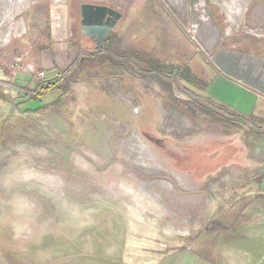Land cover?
I'll use <instances>...</instances> for the list:
<instances>
[{"label":"rangeland","instance_id":"rangeland-1","mask_svg":"<svg viewBox=\"0 0 264 264\" xmlns=\"http://www.w3.org/2000/svg\"><path fill=\"white\" fill-rule=\"evenodd\" d=\"M111 1L0 0V264H264V112L169 85L189 80L174 68L214 61L206 28L263 48L264 0L149 1L180 17L191 49L152 53L177 64L157 78L150 54L123 60L83 35L81 5ZM138 2L115 9L138 15ZM47 49L50 68L34 57Z\"/></svg>","mask_w":264,"mask_h":264},{"label":"crops","instance_id":"crops-1","mask_svg":"<svg viewBox=\"0 0 264 264\" xmlns=\"http://www.w3.org/2000/svg\"><path fill=\"white\" fill-rule=\"evenodd\" d=\"M135 1L137 0H112L110 3H108V5L116 8V4H122V6L126 8H131V4H133ZM149 1L153 0H139L138 4L136 5L138 6L137 10L139 11V14L136 15L135 12H131V14L126 13L121 22L117 25L115 31L117 32L118 29H120V32H124L121 33V35L119 34V36L117 34L118 32L116 34L113 33L110 35V39H106V42L110 44L111 41H113V43L119 44V52L117 54L121 55V57L124 56L123 60H126V50H131V52L136 54H150L149 57L142 58L143 60H140V62L146 63L145 65L148 68V70H145V76L148 77L152 75V77L157 78V76L166 75L160 71V69L165 67L163 63H171L175 66L177 64L173 63L171 59L169 61H163L161 60L160 56H153L152 53L162 54L164 52H179L181 54L182 52H188L189 50L191 51V49L187 43V40L184 38L185 36L183 29L180 21L178 20L180 17H177V15L172 11L167 10L166 13H162L157 10L160 8L156 7L154 9L153 7L149 6ZM151 4H153V2ZM135 23L137 25H135L137 27L135 31L138 30L137 32L141 37L137 38L138 40L132 46L130 45V41L127 42V36H124V33L125 30L126 32L130 30L132 31ZM58 26L62 27V23L58 22ZM61 31L62 39L59 41L66 42L65 38H67L69 32L67 30L65 31V29ZM203 34L205 35V41L207 42L208 47L214 51V61L212 63L202 61L204 64H200L196 61L192 64H189V66L185 65L183 67H177V69L174 68L171 70L174 73H177L179 70L178 74L180 75V72H182L181 70L183 69L185 71L184 68L187 66L186 70L189 73V80L173 78L172 81V79H168L172 81V83L169 82V85L173 87V91L178 80V87L183 86L187 88L184 82L189 83V85L192 83L197 88L198 84H201L204 87L203 91L201 92L203 93L204 97V99H202L205 102L207 99H210L214 103H211L213 104L212 106L215 108H218V105L220 104H225L234 112L237 110L240 111L241 108H244L243 111H246L247 109V111L249 110L252 112V115L263 113L264 47H260L259 42L252 37L235 38L233 40L231 38L228 40L227 37L229 36L227 34L221 31L219 33L214 29L210 30V28H206L205 31H203ZM70 35H72V32ZM83 35L85 37H89L90 40L94 42L97 48V50L94 51H104L103 49H100L90 34L84 33V29ZM85 48L86 47L83 45V42H81L80 46L77 44L74 47V55L76 56L77 52L84 54L83 50H85ZM36 56L43 67L50 68L53 65L52 54L48 51V49L37 51L34 57ZM115 64L118 65L117 63ZM8 74L9 72L6 73V75ZM37 83V87H41V83ZM223 89H234L236 93H239L241 96H243V100L241 101L238 98H227V95L225 92H223ZM17 91L20 92L21 89L18 88ZM259 101H261L260 104H258ZM256 110L257 113H255ZM232 116H234L236 119L239 117H236V115Z\"/></svg>","mask_w":264,"mask_h":264},{"label":"water","instance_id":"water-1","mask_svg":"<svg viewBox=\"0 0 264 264\" xmlns=\"http://www.w3.org/2000/svg\"><path fill=\"white\" fill-rule=\"evenodd\" d=\"M81 8L84 33L90 34L102 49L106 39L115 32L123 13L105 4L84 3Z\"/></svg>","mask_w":264,"mask_h":264},{"label":"built area","instance_id":"built-area-1","mask_svg":"<svg viewBox=\"0 0 264 264\" xmlns=\"http://www.w3.org/2000/svg\"><path fill=\"white\" fill-rule=\"evenodd\" d=\"M197 28H198V26H196L195 25V27L193 26L192 28H191V30L189 31L190 32V34H193V33H195L196 31H197ZM194 35V34H193ZM194 37V36H193ZM27 55H29V53H27ZM21 61L23 60L22 58L20 59ZM25 71L26 72H33V73H39V70H38V68L36 67V65L34 64V63H30V64H26V66H25ZM39 75H40V77H45V73L44 72H41L40 71V73H39Z\"/></svg>","mask_w":264,"mask_h":264},{"label":"trees","instance_id":"trees-1","mask_svg":"<svg viewBox=\"0 0 264 264\" xmlns=\"http://www.w3.org/2000/svg\"><path fill=\"white\" fill-rule=\"evenodd\" d=\"M56 87V84H49L47 86H45L43 88V90L40 91V93L38 94V96H41L43 95L46 91H50L51 89L55 88ZM222 229H224V227L222 225H218V226H213L212 227V231H221Z\"/></svg>","mask_w":264,"mask_h":264},{"label":"flooded vegetation","instance_id":"flooded-vegetation-1","mask_svg":"<svg viewBox=\"0 0 264 264\" xmlns=\"http://www.w3.org/2000/svg\"><path fill=\"white\" fill-rule=\"evenodd\" d=\"M215 152H216V154H217L216 157H219V158H220V157H223L222 154H221V148H220V149H216Z\"/></svg>","mask_w":264,"mask_h":264}]
</instances>
